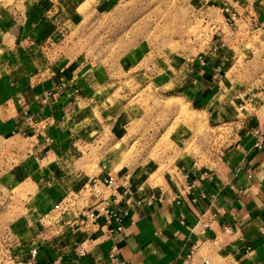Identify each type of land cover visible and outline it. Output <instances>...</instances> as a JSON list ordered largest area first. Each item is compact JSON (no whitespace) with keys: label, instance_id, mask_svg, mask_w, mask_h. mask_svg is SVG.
I'll use <instances>...</instances> for the list:
<instances>
[{"label":"crops","instance_id":"0c3cea01","mask_svg":"<svg viewBox=\"0 0 264 264\" xmlns=\"http://www.w3.org/2000/svg\"><path fill=\"white\" fill-rule=\"evenodd\" d=\"M130 1L0 0L1 155L21 159L0 175V189L24 196L21 212L0 222V243L12 247L18 264H29L34 248L33 264H264V99L237 81L233 45L241 30L264 27V0H211L209 9L224 10L241 29L227 28L196 55L139 46L123 56L124 68L111 69L72 56L64 37L83 8L104 14ZM142 84L188 97L212 129H225L218 132L223 151L206 163L181 161L157 180L140 170L115 172L140 121L132 99ZM109 176L134 199L156 197L132 208L123 234L103 237L76 209H55ZM84 206L93 207L78 199L77 209ZM12 238L28 243L13 246Z\"/></svg>","mask_w":264,"mask_h":264},{"label":"rangeland","instance_id":"374dc122","mask_svg":"<svg viewBox=\"0 0 264 264\" xmlns=\"http://www.w3.org/2000/svg\"><path fill=\"white\" fill-rule=\"evenodd\" d=\"M210 3L211 0H132L104 14L83 8L84 15L81 19L80 11L75 17L77 25L72 35L64 37L65 44L71 48L72 56L105 69L119 65L124 68L123 56L139 46L196 55L227 35V28L231 27L232 32L241 29L230 26L224 10L209 9ZM247 30L236 33L233 42L240 54L234 75L243 87L253 90L258 99H264V27H255L251 32L257 31L252 34ZM142 66L144 62L139 67ZM156 88H146L143 84L137 88L132 101H138L141 106L140 121L126 139V149L118 160L122 167L115 168V172L121 169L127 176L140 170L143 176L149 173L157 180L179 167L181 161L206 163L223 151L224 137L218 132L223 133L225 129H212L206 114L191 104L188 97L175 93L171 86ZM1 148L0 175L21 163L16 156L1 155ZM18 196L24 198L18 192L0 189V222H10L21 212L16 209ZM87 197L84 187L80 199L87 202ZM64 203L55 209L65 212ZM24 243L28 242L12 238L10 244Z\"/></svg>","mask_w":264,"mask_h":264},{"label":"built area","instance_id":"2783aa9c","mask_svg":"<svg viewBox=\"0 0 264 264\" xmlns=\"http://www.w3.org/2000/svg\"><path fill=\"white\" fill-rule=\"evenodd\" d=\"M45 101H47V99H45ZM256 135L259 137L256 146L262 149V133L256 131ZM85 189L88 194L87 201H89L93 207L87 208L84 206L81 209H77V204L73 205V202L80 199L79 194L77 199L72 197V200H67L64 203V211L76 209V213L80 219L99 228L102 231V236L106 238H114L125 232L126 221L131 219V210L134 206H141L143 204L151 205L156 200L154 195H151L145 200L134 199L133 191L114 176H109L105 180L96 178L86 185ZM193 189L194 186L189 185L183 190V193L189 195ZM192 201L195 202V199ZM203 226L206 231L210 227V223L204 222ZM87 253L88 251L85 247L79 248V254L81 256H85ZM37 256L38 249H32L30 251L28 263L33 264ZM110 258L112 261L117 260V248L113 249ZM19 262L12 247L3 243L0 244V264H18ZM58 262L59 261H57L56 264ZM205 264H209V262L205 261Z\"/></svg>","mask_w":264,"mask_h":264}]
</instances>
